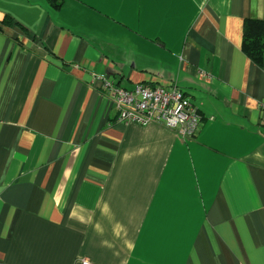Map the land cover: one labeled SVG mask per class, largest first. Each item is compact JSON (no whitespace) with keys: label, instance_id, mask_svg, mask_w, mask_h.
<instances>
[{"label":"crops","instance_id":"obj_1","mask_svg":"<svg viewBox=\"0 0 264 264\" xmlns=\"http://www.w3.org/2000/svg\"><path fill=\"white\" fill-rule=\"evenodd\" d=\"M51 1L0 0V264H264V0ZM103 79L201 124L118 123Z\"/></svg>","mask_w":264,"mask_h":264},{"label":"built area","instance_id":"obj_2","mask_svg":"<svg viewBox=\"0 0 264 264\" xmlns=\"http://www.w3.org/2000/svg\"><path fill=\"white\" fill-rule=\"evenodd\" d=\"M105 95L112 103L116 121L123 124L147 126L157 124L175 130L184 138L194 136L201 116L188 97L176 86L137 84L125 90L102 80ZM259 108L264 114V100ZM86 264V262H83Z\"/></svg>","mask_w":264,"mask_h":264},{"label":"trees","instance_id":"obj_3","mask_svg":"<svg viewBox=\"0 0 264 264\" xmlns=\"http://www.w3.org/2000/svg\"><path fill=\"white\" fill-rule=\"evenodd\" d=\"M53 2V0L51 1ZM262 23L258 20H244L242 29L243 53L255 64L261 65L262 62Z\"/></svg>","mask_w":264,"mask_h":264}]
</instances>
